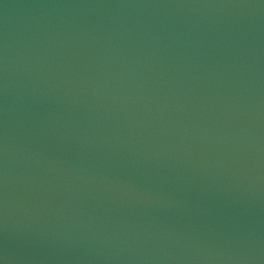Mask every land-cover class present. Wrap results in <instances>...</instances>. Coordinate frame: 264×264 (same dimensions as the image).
<instances>
[{"label": "water", "instance_id": "1", "mask_svg": "<svg viewBox=\"0 0 264 264\" xmlns=\"http://www.w3.org/2000/svg\"><path fill=\"white\" fill-rule=\"evenodd\" d=\"M0 264H264V0H0Z\"/></svg>", "mask_w": 264, "mask_h": 264}]
</instances>
